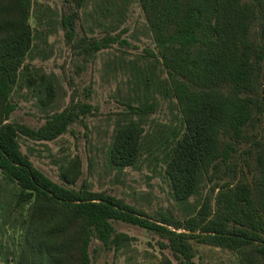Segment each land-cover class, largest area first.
<instances>
[{"label":"trees","instance_id":"16d2710c","mask_svg":"<svg viewBox=\"0 0 264 264\" xmlns=\"http://www.w3.org/2000/svg\"><path fill=\"white\" fill-rule=\"evenodd\" d=\"M129 1L117 3L119 16ZM74 2L82 8L86 0ZM138 2L155 42L156 53L147 52L155 64L135 72L136 104L128 106L126 119L113 130L109 161L124 171L160 156L173 200L180 207L190 205L191 213L181 220L164 210L153 219L87 185L76 189L82 174L79 156L60 166L62 184L34 166L22 152V138L54 141L93 108L84 103L49 113L37 129L10 121L17 109L12 101L17 86L35 88L42 108L54 103L55 89L48 75L25 65L42 35L29 24L30 0H0V173L5 181L0 231L21 232L15 249L8 248L5 264H91L93 239L116 252L129 245L130 237L116 232L115 221L167 240L166 247L180 264H198L193 241L233 251L242 264H264V0ZM77 19L78 12L61 19L69 44L77 38ZM257 25L259 33L253 30ZM116 41L106 36L83 43L81 49L91 57ZM158 65L163 77L157 74ZM157 93L173 102L179 129L164 138L156 134V143L149 145L153 135L150 138L146 127L158 107ZM245 147L243 154H256L255 164H247L248 172L232 164ZM221 173L230 179L216 182L213 192L218 193L192 205L191 198L204 184L222 179Z\"/></svg>","mask_w":264,"mask_h":264},{"label":"rangeland","instance_id":"374dc122","mask_svg":"<svg viewBox=\"0 0 264 264\" xmlns=\"http://www.w3.org/2000/svg\"><path fill=\"white\" fill-rule=\"evenodd\" d=\"M119 1L86 0L84 7L77 8L74 0H30L29 24L35 30L34 33L39 31L42 35L34 41L33 52L25 65H29L33 71L40 70L48 75L55 89V101L47 108L40 107L38 91L35 88L29 89L23 83L12 94L17 109L10 121L37 129L45 124L49 113L76 104L91 105V113L81 116L70 125L66 134L54 141L37 142L22 138V152L29 156L37 169L59 184H62L60 166L65 160L79 156L82 174L76 189L87 185L94 192H104L124 200L145 211L153 219L157 218L160 211L172 210L178 219L184 220L191 213V207H180L173 200L160 156L159 161L143 159L137 169L126 168L124 171L116 170L109 161L113 130L117 123L126 119L128 106L136 104L138 93L133 89L135 72L137 69H146L151 63L155 64L147 52L156 53L155 42L138 0L129 1L123 16L118 15ZM72 12H78L77 38L74 44H69L61 19ZM253 30L259 33L261 28L257 25ZM106 36L117 41L91 57L84 55L81 49L83 43L87 44L93 39L101 40ZM157 74L163 77L162 65L157 66ZM154 99L158 107L146 127L150 138L153 135L149 145L156 143V134L164 138L179 129L178 112L171 99L160 93ZM260 101L264 102V87L261 89ZM250 131L253 134V129ZM261 138L264 140L263 134ZM241 150L242 155L236 157L235 154L232 164L241 165L240 169L244 168L248 172L247 164H255L256 154L253 157L243 154L248 150L247 147ZM218 177L223 178L202 186L200 194L191 198L192 205L201 204L206 197L212 199L219 191L217 189L213 192L217 187L216 182L222 184L230 179L222 173ZM4 187L5 181L0 173V191ZM113 225L117 233L130 237L129 245L116 252L106 249L101 242L93 239L90 246L91 264H180L166 247L167 240L128 223L115 221ZM20 234L19 230L11 229L6 233L0 231L3 252L0 264H5L3 258L8 248L15 249ZM192 243L194 261L198 264H242L233 251L201 245L195 241Z\"/></svg>","mask_w":264,"mask_h":264}]
</instances>
